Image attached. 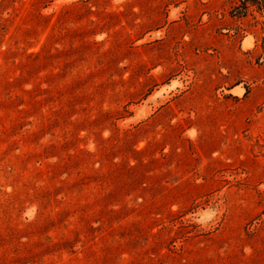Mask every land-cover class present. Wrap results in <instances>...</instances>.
<instances>
[{"label": "rangeland", "instance_id": "obj_1", "mask_svg": "<svg viewBox=\"0 0 264 264\" xmlns=\"http://www.w3.org/2000/svg\"><path fill=\"white\" fill-rule=\"evenodd\" d=\"M0 264H264V0H0Z\"/></svg>", "mask_w": 264, "mask_h": 264}]
</instances>
